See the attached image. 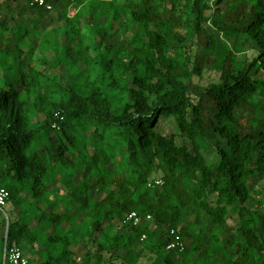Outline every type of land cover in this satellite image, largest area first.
Returning <instances> with one entry per match:
<instances>
[{
  "label": "trees",
  "instance_id": "16d2710c",
  "mask_svg": "<svg viewBox=\"0 0 264 264\" xmlns=\"http://www.w3.org/2000/svg\"><path fill=\"white\" fill-rule=\"evenodd\" d=\"M52 5L0 0L7 249L29 264H264V0ZM206 72L218 79L196 82ZM133 211L152 220L125 223ZM172 230L184 250H167Z\"/></svg>",
  "mask_w": 264,
  "mask_h": 264
},
{
  "label": "built area",
  "instance_id": "2783aa9c",
  "mask_svg": "<svg viewBox=\"0 0 264 264\" xmlns=\"http://www.w3.org/2000/svg\"><path fill=\"white\" fill-rule=\"evenodd\" d=\"M210 1L211 3H214V1L216 0H210ZM33 2L41 7H44L48 11H52L53 9L52 0H33ZM157 184L163 185V182L157 181ZM9 198H10V193L6 189H0V208H4L7 206ZM151 220H152L151 216L148 215L144 217L139 215L137 212L133 211L126 216L125 223H132V225L135 227H142L145 224L150 223ZM171 235H173L175 239L168 244L167 250H174V249L184 250L185 244L178 235V232L176 230H172ZM146 239H147L146 234L142 235L141 240L144 241ZM5 264H29V260L19 247L13 246L9 250L7 249Z\"/></svg>",
  "mask_w": 264,
  "mask_h": 264
},
{
  "label": "rangeland",
  "instance_id": "374dc122",
  "mask_svg": "<svg viewBox=\"0 0 264 264\" xmlns=\"http://www.w3.org/2000/svg\"><path fill=\"white\" fill-rule=\"evenodd\" d=\"M50 16H52L55 19H58V13L53 12ZM10 19V17H9ZM62 21L58 20V24H61ZM62 42H66V39L64 37H60L59 38ZM112 43V42H110ZM248 51H253V49H251L250 47H248ZM218 79V75L213 73V72H206L204 74V76L202 78H196V82L202 83V84H208L210 82H213L215 80ZM156 130L164 135H171L174 134L177 137V143L180 145L183 142V137L182 135L179 133L178 127L176 125V122L174 120L173 117L170 118H161ZM206 158L210 161V162H215L217 160L215 155L212 156H206ZM253 190L255 193V198L259 201H264V178L260 179L259 181H257L254 185H253ZM3 217H5L6 219H10L14 220L17 216L16 213L14 211V207L12 204H8V206L6 207V210L3 209L1 210L0 213V219H3ZM146 242H143V246L145 247ZM152 255H148L146 258L142 259L141 262L139 264H149L150 263V259H151Z\"/></svg>",
  "mask_w": 264,
  "mask_h": 264
},
{
  "label": "water",
  "instance_id": "95a60500",
  "mask_svg": "<svg viewBox=\"0 0 264 264\" xmlns=\"http://www.w3.org/2000/svg\"><path fill=\"white\" fill-rule=\"evenodd\" d=\"M10 219H7V227H6V234H5V249H4V264L6 261V252H7V245H8V238H9V230H10Z\"/></svg>",
  "mask_w": 264,
  "mask_h": 264
},
{
  "label": "crops",
  "instance_id": "0c3cea01",
  "mask_svg": "<svg viewBox=\"0 0 264 264\" xmlns=\"http://www.w3.org/2000/svg\"><path fill=\"white\" fill-rule=\"evenodd\" d=\"M0 221H1V219H0ZM29 253V252H28Z\"/></svg>",
  "mask_w": 264,
  "mask_h": 264
}]
</instances>
